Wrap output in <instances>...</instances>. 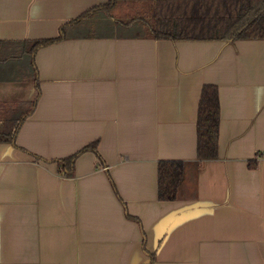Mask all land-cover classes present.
<instances>
[{
  "label": "crops",
  "instance_id": "obj_1",
  "mask_svg": "<svg viewBox=\"0 0 264 264\" xmlns=\"http://www.w3.org/2000/svg\"><path fill=\"white\" fill-rule=\"evenodd\" d=\"M107 1L0 0V264H264V38L75 21ZM206 84L218 151L198 160ZM165 160L184 162L168 200Z\"/></svg>",
  "mask_w": 264,
  "mask_h": 264
},
{
  "label": "trees",
  "instance_id": "obj_2",
  "mask_svg": "<svg viewBox=\"0 0 264 264\" xmlns=\"http://www.w3.org/2000/svg\"><path fill=\"white\" fill-rule=\"evenodd\" d=\"M124 4L126 8L128 4V9L122 8ZM116 8H120L123 16L113 15ZM101 13L106 17L105 20L97 18ZM84 19L89 20L88 25L94 34H97L98 29L108 32V29L111 31L116 27L119 35L157 39L264 38V0H108L88 10L75 21ZM64 28L65 25L61 26L58 37L34 41L31 50L61 38ZM21 120L16 122L14 130ZM196 130L197 159L215 158L219 134V100L215 85L206 84L202 88ZM87 148L94 149L95 144H89L82 150ZM77 154L58 160V164L69 172ZM183 165L181 160L159 162L160 199L175 198L183 177Z\"/></svg>",
  "mask_w": 264,
  "mask_h": 264
},
{
  "label": "rangeland",
  "instance_id": "obj_3",
  "mask_svg": "<svg viewBox=\"0 0 264 264\" xmlns=\"http://www.w3.org/2000/svg\"><path fill=\"white\" fill-rule=\"evenodd\" d=\"M122 8L125 9L126 8V4L122 5ZM126 9H128V4H127V8ZM112 13H113V15L115 17H119L121 15L123 16V13L120 11V8H116ZM99 25H100V23H99ZM108 30H110V29H108ZM111 31H117V28L114 27V28L111 29ZM27 62H28V60H27ZM28 65H29V68H30V73L33 74L34 73L33 66L29 62H28Z\"/></svg>",
  "mask_w": 264,
  "mask_h": 264
}]
</instances>
